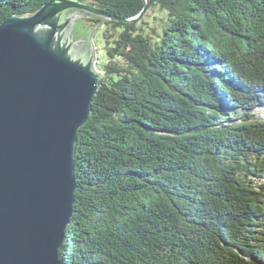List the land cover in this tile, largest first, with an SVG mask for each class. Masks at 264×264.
Returning <instances> with one entry per match:
<instances>
[{
  "label": "trees",
  "instance_id": "trees-1",
  "mask_svg": "<svg viewBox=\"0 0 264 264\" xmlns=\"http://www.w3.org/2000/svg\"><path fill=\"white\" fill-rule=\"evenodd\" d=\"M81 1L149 6L87 20L106 57L61 264H264V0Z\"/></svg>",
  "mask_w": 264,
  "mask_h": 264
},
{
  "label": "water",
  "instance_id": "water-1",
  "mask_svg": "<svg viewBox=\"0 0 264 264\" xmlns=\"http://www.w3.org/2000/svg\"><path fill=\"white\" fill-rule=\"evenodd\" d=\"M148 6L118 20L81 0H49L0 24V264H61L76 145L102 80L94 30L91 47L75 37L76 22L90 18L79 11L136 23Z\"/></svg>",
  "mask_w": 264,
  "mask_h": 264
},
{
  "label": "rangeland",
  "instance_id": "rangeland-1",
  "mask_svg": "<svg viewBox=\"0 0 264 264\" xmlns=\"http://www.w3.org/2000/svg\"><path fill=\"white\" fill-rule=\"evenodd\" d=\"M73 12H77V10H73ZM82 14H85L87 17L90 18H81L79 19V21L76 22V27L75 29V37L78 40H80V38H82V36L84 37V40L87 42H84L83 45H81V47H91V40L89 38V36L91 35V23H87V20H90L92 18H100V16L97 15H93V14H89L86 13L85 11H79ZM149 16L153 17L156 16L154 15L151 11L148 12ZM150 17V18H151ZM103 19V18H100ZM101 30H100V26H98L97 28L94 29V37L92 38V44L95 50V62H94V67L99 69V72L102 73L101 78H103L104 73L100 70V66H99V61L104 60L105 61V57H106V52L104 50L98 51V48L96 46V39L95 36H101ZM89 38V39H88ZM99 45V44H98ZM100 46V45H99ZM102 46V44H101ZM257 119L259 120H264V108H259L256 113H255Z\"/></svg>",
  "mask_w": 264,
  "mask_h": 264
}]
</instances>
